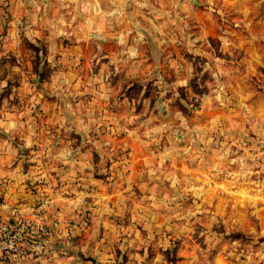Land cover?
Listing matches in <instances>:
<instances>
[{
    "label": "rangeland",
    "instance_id": "obj_1",
    "mask_svg": "<svg viewBox=\"0 0 264 264\" xmlns=\"http://www.w3.org/2000/svg\"><path fill=\"white\" fill-rule=\"evenodd\" d=\"M137 12L144 28L112 58L92 33L87 50L76 32L2 39L0 185L13 183L14 203L54 201L49 252L264 264V0Z\"/></svg>",
    "mask_w": 264,
    "mask_h": 264
},
{
    "label": "crops",
    "instance_id": "obj_2",
    "mask_svg": "<svg viewBox=\"0 0 264 264\" xmlns=\"http://www.w3.org/2000/svg\"><path fill=\"white\" fill-rule=\"evenodd\" d=\"M139 5L145 10L150 0H0V43L2 46V39L7 43L9 37L14 35L31 34V40L42 42L44 37L48 40L49 33L76 32L75 42H78L79 49L87 50V36L92 33L94 43L101 46L102 50L114 52L115 44L123 50L126 48L122 41L125 42L130 32L137 27L144 28L142 22L138 21ZM126 47L130 48L129 45ZM137 50L140 52V47ZM109 52L101 58L115 57L109 55ZM7 158V155H0V160ZM3 180L6 182L0 185L2 195L11 201L20 202L23 197L13 194V183ZM52 247L41 264H91L84 256L87 251L81 252L78 246L69 249L60 242ZM38 263L31 260L10 264Z\"/></svg>",
    "mask_w": 264,
    "mask_h": 264
},
{
    "label": "built area",
    "instance_id": "obj_3",
    "mask_svg": "<svg viewBox=\"0 0 264 264\" xmlns=\"http://www.w3.org/2000/svg\"><path fill=\"white\" fill-rule=\"evenodd\" d=\"M49 208H55L54 201L14 203L0 191V264L34 259L48 251L61 230L59 215L49 219Z\"/></svg>",
    "mask_w": 264,
    "mask_h": 264
}]
</instances>
